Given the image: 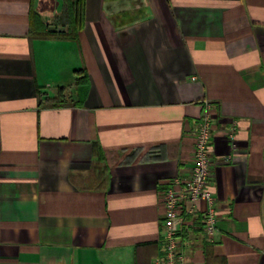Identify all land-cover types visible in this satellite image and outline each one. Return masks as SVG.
Here are the masks:
<instances>
[{
  "label": "crops",
  "instance_id": "1",
  "mask_svg": "<svg viewBox=\"0 0 264 264\" xmlns=\"http://www.w3.org/2000/svg\"><path fill=\"white\" fill-rule=\"evenodd\" d=\"M65 10L0 0V264H154L205 98L217 231L184 249L264 264V0H86L74 38Z\"/></svg>",
  "mask_w": 264,
  "mask_h": 264
},
{
  "label": "built area",
  "instance_id": "2",
  "mask_svg": "<svg viewBox=\"0 0 264 264\" xmlns=\"http://www.w3.org/2000/svg\"><path fill=\"white\" fill-rule=\"evenodd\" d=\"M203 108L196 129L192 172L187 177H175L162 193L166 243L154 264H191L184 249V230L188 218L199 215L198 212L201 213L204 234L212 239L217 231L216 199L209 188L212 169L209 146L215 131L209 99L203 100ZM229 158L226 156L224 160ZM200 201L204 204L202 209L198 206Z\"/></svg>",
  "mask_w": 264,
  "mask_h": 264
},
{
  "label": "trees",
  "instance_id": "3",
  "mask_svg": "<svg viewBox=\"0 0 264 264\" xmlns=\"http://www.w3.org/2000/svg\"><path fill=\"white\" fill-rule=\"evenodd\" d=\"M64 2H65L66 10L64 11L63 15H61L60 17V23L61 25L66 26V31L64 33L69 37L74 38L83 28L86 0H64ZM44 32L47 33L48 30L45 29ZM84 82L85 80L80 77L77 80L78 84H83ZM47 99L48 101H56V100L63 101L59 98H54L50 100L51 98L47 97Z\"/></svg>",
  "mask_w": 264,
  "mask_h": 264
},
{
  "label": "water",
  "instance_id": "4",
  "mask_svg": "<svg viewBox=\"0 0 264 264\" xmlns=\"http://www.w3.org/2000/svg\"><path fill=\"white\" fill-rule=\"evenodd\" d=\"M49 30L52 31V32H55V31H59V32H62L65 30V27L63 26H50L49 27Z\"/></svg>",
  "mask_w": 264,
  "mask_h": 264
}]
</instances>
